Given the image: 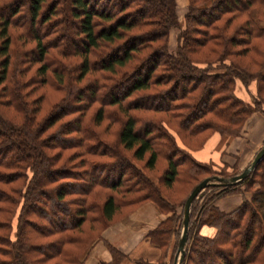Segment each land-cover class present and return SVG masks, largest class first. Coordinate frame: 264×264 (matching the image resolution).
Returning <instances> with one entry per match:
<instances>
[{"label":"trees","instance_id":"obj_1","mask_svg":"<svg viewBox=\"0 0 264 264\" xmlns=\"http://www.w3.org/2000/svg\"><path fill=\"white\" fill-rule=\"evenodd\" d=\"M200 2L188 0L184 27L179 29L175 50L169 51V30L179 28L175 0H0V264L48 260L85 264L89 243L80 251L84 239L74 231H80L85 222L101 220L100 231L113 222L120 203L115 193L139 192L135 202L132 198L126 203L137 206L151 200L169 212L148 232L158 247L170 231L168 220H176L180 228L187 194L207 175L193 184L178 204L181 213L175 214L176 206L168 205L144 169H151L161 155L154 141L164 137L170 147L160 178L167 187L182 171L187 169L186 174L193 177L190 168L206 165L178 146L174 134L160 132L163 122L135 130L137 118L128 110L162 111L189 134L209 130V134L235 136L245 118L262 111L264 104V26L252 10L264 9V0ZM224 13L230 15L218 25ZM238 14L245 18L230 27L231 17ZM13 27L21 33L13 36ZM67 27L73 28L71 36L65 34ZM11 45L20 49L16 63L11 59ZM205 47L213 58H193ZM75 57L77 63L69 65L68 60ZM241 57L248 63L242 64L237 59ZM89 72L101 73L100 78L80 85ZM252 80L255 96L248 104L236 95L235 87L239 83L246 89ZM48 82L63 95L37 117L42 96L32 97V89ZM153 86L161 88L151 95L141 93ZM118 88L122 90L115 94ZM93 102L97 104L94 125L112 105L123 111L116 143L131 150V156L110 149L97 131L87 132L81 115L80 120L64 121L56 131L46 132L61 117L83 113ZM7 108L12 109L9 115L4 113ZM71 147L75 149L61 159L62 151ZM54 148L56 152H50ZM145 154L144 167L138 166L134 160H142ZM261 164L264 155L253 170ZM253 170L235 184L203 188H218L215 200L239 191L250 182ZM257 183L250 199L231 211L219 210L213 199L202 203L196 222L191 221L196 196L192 199L181 264H264V166ZM98 193L100 202L95 200ZM204 224L214 227L213 235L196 231ZM107 247L113 257L102 264H116L124 255L110 244Z\"/></svg>","mask_w":264,"mask_h":264},{"label":"rangeland","instance_id":"obj_2","mask_svg":"<svg viewBox=\"0 0 264 264\" xmlns=\"http://www.w3.org/2000/svg\"><path fill=\"white\" fill-rule=\"evenodd\" d=\"M195 4H200V0H192ZM188 0H176L175 1V12L176 15H178V20H179V28H175L172 27L169 30V36H168V42H169V48L171 51H174L176 48V44L178 42V32L179 29H182L184 27V20H183V12L186 10V6H187ZM69 6V4H67ZM253 10V14L254 17L257 19V21L259 22V24L261 26H264V9H262L260 12L257 11V9L255 7H252ZM65 12H68V9L65 8ZM230 14L229 13H224L222 15V17L217 21L218 25L223 24V22L225 21L226 17H228ZM231 22H230V27L234 26L235 24L241 22L244 18L245 15L244 14H238L237 16H233L231 17ZM72 27H67L65 29V34L66 36H71L72 34ZM11 32L13 33V36H17L20 32V29L17 27H13L11 29ZM21 33V32H20ZM32 43H29V45H31ZM261 45V44H260ZM13 46V45H11ZM25 49L28 46L27 44L24 45ZM263 46V45H261ZM14 47V46H13ZM208 47L205 48H200L197 52H195L192 56L193 58H197L200 60H204V58H213L214 54L208 53L207 52ZM20 49L19 47H14V51L11 54V59L13 60V63H16L17 60H20V55L21 53L19 52ZM257 58H259L257 56ZM241 61L242 64H247V59L241 57V58H237ZM78 58H72L70 60H68L69 65L73 64V63H77ZM34 66H36V64H34ZM34 69V68H33ZM253 69V67H252ZM33 71V70H32ZM31 72V71H30ZM101 73L98 72H89L87 73L82 80L79 81L80 85H84L86 83L89 82V80L92 79H98V77L100 78ZM254 81L252 80L248 87L246 89H244L242 87L241 84L237 83L236 87H235V93L236 95H238L240 98H242V100L248 104H250L252 102V98L255 96V86H254ZM183 81L180 80L179 84H182ZM31 86H36V85H32ZM67 86V83L64 84V87ZM159 88H161L160 86H153L151 88H149L148 90H145L141 93H145L146 95H151L154 92L158 91ZM32 93L31 96L35 97L38 95L42 96V101L40 103V109L37 112V117H41L42 115L46 114V112L48 111V109H51V107H53V105L57 102V100L62 97L63 92L61 89H59L56 85L51 84V83H43L41 86L37 85L35 88L32 89ZM122 90V88H118L116 90H114L115 94H118L120 91ZM149 93V94H148ZM134 95H131L130 98H133ZM142 98V96H141ZM59 101V100H58ZM146 101V100H144ZM97 104L95 102H93L88 108L84 109L83 113H81V111H74L70 114H67L66 116L61 117L60 119H58L51 127L48 128V130L46 132H54L57 129H59V127L62 125V122L64 121H68V120H80L79 119V115H81V119L83 120L82 124H85L87 128V132H91L93 130L97 131L101 137L104 139L103 143H108L109 148L112 150H119V154H125L127 156H131V150H124L119 144L116 143V137H117V132L118 129L120 128V125L123 121L124 115H123V111L120 110V108L116 105H112L111 107L107 108L105 110V115L102 118V120L100 121L99 124L94 125V123L92 122V114L96 108ZM262 107V111H253L251 112L243 121L242 125H241V130L243 128V125L245 123L246 120H249L251 118V116H253V114L255 113H261L264 115V104H261ZM82 109V108H80ZM6 115L11 114L12 109L7 108L6 110H4ZM129 112H131L132 114H134L136 116V127L135 130L139 131L141 128H143V126L146 125H155V121L157 122H163L164 126H162L161 129H159L160 132H170L171 134H174L176 137V141L178 143V146L184 148L186 151H188L190 154V150H199L204 146V143L207 141V139L209 137H211L212 134L214 133H218L216 131L211 132L210 134L208 133L209 130H204L203 132L200 133H195V134H189L187 133V131H183L180 130L178 125H177V121L178 120H172V119H168L167 116L162 112V111H151L148 109H143V108H134V109H129ZM202 120H198V122H201ZM204 121V120H203ZM166 124V125H165ZM84 127V126H83ZM154 134H157L158 131L154 129ZM239 132V133H240ZM220 135V143H224L226 142V140L228 139L227 137L232 136L230 134H226V133H218ZM73 135V132H71L69 134V136ZM105 141V142H104ZM156 143H158V147H160V153L161 155H158V157H156V160L154 162V166L149 169L148 167H144V163H145V159L147 157V154L144 155L142 160H134V162L138 165V166H142L144 167L146 173L149 175V177L151 179H153L159 186V190L162 192V194L166 197V199L168 200V205H175L176 207L174 208L175 214L181 213V208L178 205L186 196V194L188 193V191L190 190V188L193 186V184H195L200 178H202L203 176H209L210 173H212L211 175L215 174V175H219V176H231L236 174L237 172L240 171L239 168H235V167H229L226 164H220V163H216V162H207V161H201L204 163V166L206 168H200V169H191V173H195V176H191L190 174H186L187 169L185 170V172H181V175L179 178H177L175 181H173L170 186H165L162 181H161V176H162V172L163 169L165 167V159L164 156L167 154L168 150L170 147L167 148V142L165 141L164 137L155 139ZM166 144V146L164 145ZM77 148V147H76ZM74 147H71L70 149H66L62 151V158H64V156H66L67 153H70L72 150H74ZM56 148H54L53 150H50V152H56ZM192 155V154H191ZM161 156V157H160ZM195 158V157H194ZM196 159V158H195ZM197 160V159H196ZM200 161V160H198ZM263 164L259 165L258 168H255L253 170V173L250 174L251 179L249 180L250 182H248L247 184L243 183V188H250L253 183L255 182H259L260 181V177L262 174V168H263ZM189 170V168H188ZM190 172V171H189ZM112 177L115 174V172L111 173ZM192 174V175H193ZM246 186V187H245ZM218 188H202L198 194L195 197L194 200V212L191 218V221L193 222V220L196 222L195 219H197L199 212L201 210V204L204 202H210L212 201L213 197L218 194L217 193ZM241 190V188H240ZM251 190V189H250ZM106 192L108 191L107 189L105 190ZM104 192H102L103 194ZM137 194H139V192H131V193H127L126 195H120L119 193L115 195L119 198V206L117 208V212H115V214L112 216V219L110 224H113L117 221H120L122 219H124L125 217H127L133 210H135L138 206H140L142 203H140L137 206H134L135 204H127L126 202H128L129 200H131L134 196H136ZM227 194V193H225ZM225 194H221L225 195ZM98 198L95 197V200L100 202V200L102 199L100 196V193H98V195H96ZM219 196V197H220ZM94 198V197H93ZM218 198V197H217ZM216 198V199H217ZM134 199V198H133ZM215 199V200H216ZM214 200V199H213ZM215 200L213 201V204L215 202ZM135 202V199L133 200ZM151 201V200H148ZM146 202V201H145ZM153 202V201H151ZM144 203V202H143ZM170 203V204H169ZM153 204H155L153 202ZM155 206L157 207V205L155 204ZM157 210L159 213L162 214H169V212H164L161 211V209H159L157 207ZM223 211V210H221ZM166 215V216H167ZM165 216V217H166ZM114 219V220H113ZM163 219V218H162ZM161 219V220H162ZM160 220V221H161ZM126 221V219L124 220ZM175 222L172 221H167V226L169 227V232L167 234H165V239H163L161 241L162 246H161V251L165 250V248L169 249L170 251V262L169 264H172V259L174 258L175 252H176V248H177V240L179 237V226L176 223V220H174ZM159 223V222H158ZM101 226H102V222L101 220H97L95 222H85L84 225L81 227L80 231H74V233L78 234L79 236H81L84 240L82 245H79L80 247V251L83 249V247L85 246V244L89 243L85 252L88 251L89 247L91 246V244L93 243V241L95 239H97L100 235V232L105 228H103L101 231ZM189 225H187L188 228ZM172 228V230H171ZM199 228H196V231L199 232ZM177 229V233L176 232ZM193 230H195V228H193ZM189 231V230H188ZM121 237L125 239H123L121 241V243L124 241V243H126V239L129 237L128 233L125 235L123 230L121 232H119ZM97 234V235H96ZM201 234V233H200ZM161 237H163V235H160ZM148 237H149V241H150V236L148 233ZM154 238H157V234H153ZM132 241L129 238V245L127 246L126 249L129 250V248H131L132 246ZM188 243V238L186 239V246ZM124 245V244H123ZM126 245V244H125ZM86 247V246H85ZM84 247V249H85ZM115 247V246H114ZM129 247V248H128ZM77 248V246L75 247ZM108 248V247H107ZM78 249V248H77ZM75 249V250H77ZM83 249V250H84ZM109 250V248H108ZM110 251V250H109ZM111 253V251H110ZM122 253V252H121ZM162 254V253H161ZM160 254V255H161ZM124 256L126 254H123ZM159 255V257H160ZM30 258H32L34 261L36 260L35 257H33L30 253H29ZM123 256V257H124ZM113 255L111 253V259H112ZM3 260L7 259L6 256H2L1 257ZM138 261L144 262V264L146 263V260L142 259V258H138L136 259ZM37 261V260H36ZM53 261L52 260H48V261H44V262H40L37 264H51Z\"/></svg>","mask_w":264,"mask_h":264},{"label":"crops","instance_id":"obj_3","mask_svg":"<svg viewBox=\"0 0 264 264\" xmlns=\"http://www.w3.org/2000/svg\"><path fill=\"white\" fill-rule=\"evenodd\" d=\"M167 45L169 51H171L169 42ZM227 138L226 142L221 144L220 135L214 133L207 139L201 149L190 150V152L197 160L226 164L229 167L241 170L248 164L257 149L264 142V115L261 113L253 114L249 120L245 121L242 131L238 135ZM257 185V182L253 183L250 187L251 190L250 188L245 189L243 186H240L241 190L218 197L214 205L219 210L231 211L243 199L249 200L252 189ZM166 215L159 213L153 202L146 201L142 203L127 217L109 224L100 232L99 237L93 241L86 252L84 263L102 264L103 262H109L111 260V253L107 248V244H110L115 246L122 254H126L116 264H133L138 258L146 260L145 264H169V249L165 248V250L161 251V247L149 241L148 237V232ZM125 219L126 221H124ZM122 230L125 235L128 233L129 236L126 239V243L124 241L121 243L125 239L119 233ZM214 232L213 226L204 224L199 228V233L203 235L211 236ZM129 238L132 241V246L131 248L128 247L129 250H127L126 247L130 246Z\"/></svg>","mask_w":264,"mask_h":264},{"label":"water","instance_id":"obj_4","mask_svg":"<svg viewBox=\"0 0 264 264\" xmlns=\"http://www.w3.org/2000/svg\"><path fill=\"white\" fill-rule=\"evenodd\" d=\"M263 155H264V142L257 149V151L253 155L252 159L248 162V164L245 167H243L239 173H236L231 176H219L215 174L209 175L202 178L191 188V190L189 191V193L187 194L184 200L182 207V217L180 221L179 237L177 240V248L173 258V264H181L185 254L187 225L189 220V210L192 199L197 195V193L203 187H205L208 184L230 185V184H235L238 181L242 180L251 172V170L256 166V164L263 157Z\"/></svg>","mask_w":264,"mask_h":264}]
</instances>
